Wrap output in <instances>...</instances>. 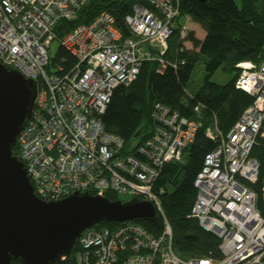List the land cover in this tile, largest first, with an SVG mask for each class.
<instances>
[{"label": "built area", "instance_id": "2783aa9c", "mask_svg": "<svg viewBox=\"0 0 264 264\" xmlns=\"http://www.w3.org/2000/svg\"><path fill=\"white\" fill-rule=\"evenodd\" d=\"M87 1L0 0V62L37 83L33 110L17 137V156L43 200L74 192H114L149 200L163 215L164 190L155 191V179L168 161L183 160L201 120L155 102L152 134L128 153L123 138L108 132L101 117L114 89L134 81L143 62L156 60L160 69L177 65L164 55L180 0L134 4L125 16L130 36H124L115 16L103 10L92 22L59 38L58 22L75 18ZM56 39L75 58L68 70L63 59L51 58ZM236 67V87L253 101L226 134L216 117L206 128L217 143L205 154L194 180L192 206L200 225L220 238L222 257L181 258L164 218L158 236L135 220L85 229L77 238L76 264H264V214L249 187L259 172L251 150L264 122V61L243 60Z\"/></svg>", "mask_w": 264, "mask_h": 264}, {"label": "trees", "instance_id": "16d2710c", "mask_svg": "<svg viewBox=\"0 0 264 264\" xmlns=\"http://www.w3.org/2000/svg\"><path fill=\"white\" fill-rule=\"evenodd\" d=\"M134 4L148 5V2L88 0L78 10L75 18L61 20L55 30L61 38L75 26L88 24L101 11L107 10L115 16L116 26L124 36H130L125 16L131 13V6L133 8ZM187 17L205 31L203 39L196 36L194 30L185 29L182 19L185 21ZM187 42L192 44L191 48L187 47ZM201 56L204 57L203 81L199 88L192 90V73ZM164 57L177 65L168 64L160 69L156 60L143 62L134 81L114 89L101 117L102 122L108 132L123 138L124 152L133 153L153 132L154 120L151 115L155 102L190 119L201 120V126L193 142L187 146L183 160L168 161L155 179V191L159 192L161 188L164 190L160 194L163 215L156 212L153 217L135 221L158 236L164 228L163 220L166 218L173 230L174 250L183 259L221 258L220 238L203 228L192 215L191 209L197 193L194 178L202 167L206 152L212 150L217 143L206 134V128L214 121V117L218 128L226 134L253 101L250 94L236 87L239 76L236 64L243 60L257 64L264 61V0H240V3L237 0H180V12L174 20ZM56 58L63 59L61 63L65 70L75 63L71 52L61 45ZM219 69L235 74L228 82L217 83L212 81V76ZM199 104L201 107L197 112ZM13 151L18 155V144ZM251 156L258 161L259 172L257 180L249 183V187L256 193V206L263 213L264 122L252 147ZM106 197L111 200L120 199L114 192L106 193ZM117 225L119 222L102 221L95 227L113 228ZM77 242L73 250L58 264H76ZM10 264H20V260L13 258Z\"/></svg>", "mask_w": 264, "mask_h": 264}, {"label": "water", "instance_id": "95a60500", "mask_svg": "<svg viewBox=\"0 0 264 264\" xmlns=\"http://www.w3.org/2000/svg\"><path fill=\"white\" fill-rule=\"evenodd\" d=\"M36 94L33 79L0 62V264H10L13 258L20 264H58L85 229L102 221L120 223L156 215L153 203L139 197L123 201L74 192L43 200L35 194L13 148Z\"/></svg>", "mask_w": 264, "mask_h": 264}, {"label": "rangeland", "instance_id": "374dc122", "mask_svg": "<svg viewBox=\"0 0 264 264\" xmlns=\"http://www.w3.org/2000/svg\"><path fill=\"white\" fill-rule=\"evenodd\" d=\"M237 1L238 3H240V0H237ZM182 22H185L186 30H194L196 32V36L198 37L202 36L204 30L200 27V25L198 26L195 22H193L189 17H187L185 21L184 19H182ZM186 45L189 48L192 47V44L190 42H187ZM59 47H60V42L57 39L54 40L50 47L51 58L56 57ZM234 74H235L234 72H224L222 69H219L212 76V81L223 84V83L228 82L234 76ZM203 77H204V57L201 56L199 60L197 61L195 68L193 70L190 89L195 90L199 88L203 81ZM119 197L123 201L129 200L132 198L131 195H127V194H119Z\"/></svg>", "mask_w": 264, "mask_h": 264}, {"label": "bare ground", "instance_id": "6f19581e", "mask_svg": "<svg viewBox=\"0 0 264 264\" xmlns=\"http://www.w3.org/2000/svg\"><path fill=\"white\" fill-rule=\"evenodd\" d=\"M137 2H139V1H137ZM135 3V2H134ZM143 3V2H142ZM131 4H133V3H131ZM130 12H132V6H131V11ZM129 13V12H128ZM61 57V56H60ZM61 60V59H60ZM249 94V93H248ZM253 98V97H252ZM231 128V127H230ZM154 129V128H153ZM230 130V129H229ZM227 133V132H226ZM147 137H149V135L147 136ZM216 145V144H215ZM207 153V152H206ZM165 168V167H164ZM195 179V178H194ZM263 193V192H262ZM195 199H196V197H195ZM194 199V200H195ZM258 199V198H257ZM193 203H194V201H193ZM192 203V204H193ZM192 210V209H191ZM261 211V210H260ZM263 213H264V211H263ZM162 232V231H161ZM159 235V234H158ZM173 239H174V237H173ZM219 258V257H218Z\"/></svg>", "mask_w": 264, "mask_h": 264}, {"label": "crops", "instance_id": "0c3cea01", "mask_svg": "<svg viewBox=\"0 0 264 264\" xmlns=\"http://www.w3.org/2000/svg\"><path fill=\"white\" fill-rule=\"evenodd\" d=\"M197 24V23H196ZM199 26V24H197ZM195 29V28H194ZM205 36V31L203 32L202 36H200L199 38L203 39Z\"/></svg>", "mask_w": 264, "mask_h": 264}]
</instances>
